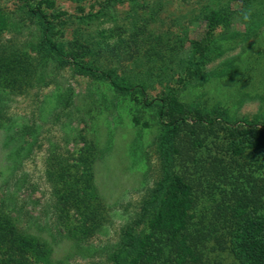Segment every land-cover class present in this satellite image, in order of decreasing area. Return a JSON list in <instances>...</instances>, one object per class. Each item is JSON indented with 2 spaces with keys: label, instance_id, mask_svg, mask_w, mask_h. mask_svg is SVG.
Listing matches in <instances>:
<instances>
[{
  "label": "rangeland",
  "instance_id": "rangeland-1",
  "mask_svg": "<svg viewBox=\"0 0 264 264\" xmlns=\"http://www.w3.org/2000/svg\"><path fill=\"white\" fill-rule=\"evenodd\" d=\"M2 217L0 264H258L264 0H0Z\"/></svg>",
  "mask_w": 264,
  "mask_h": 264
},
{
  "label": "trees",
  "instance_id": "trees-1",
  "mask_svg": "<svg viewBox=\"0 0 264 264\" xmlns=\"http://www.w3.org/2000/svg\"><path fill=\"white\" fill-rule=\"evenodd\" d=\"M26 1L28 2L29 0H26ZM29 10H30V12H36V13H38L39 16L43 17V13L41 11H37V10L32 9V8H29ZM49 46H50L51 49H53L55 52H57V54L60 57L66 59V57H64V55L58 51V49L55 47V45H53L52 43H49ZM81 68L84 69V70H86V71H89V72H91L93 74H97V75H100L102 77H105L107 79H110L111 78L110 75H108L106 73L98 72V71H95L94 69H91V68H88V67H81ZM112 84H113V86L118 87L113 82H112ZM120 89L126 90V91L131 90L130 88H120ZM261 146H262V143H260V147ZM177 184L178 185H176V187H178L180 190H184V189L187 188L180 181H178ZM3 225H5V220L2 217V219H0V228ZM252 230H254V234L252 236L249 235V237L247 238V240L249 242H252L253 241V245L255 244L254 246L256 247L255 248V251L256 252L259 251L260 253H262L258 257V261H259L258 264H264V257L262 256L263 255V252H264V244H263V241H262V239H264V231L262 230V233H261L260 224H255V226H254V228H252ZM1 233H2L3 239L13 238L14 236L20 235V234H18L19 232L15 228H10L8 225L1 228ZM248 244L249 243H245V242L242 243V245H245L244 248L247 247ZM261 245H262V248H261Z\"/></svg>",
  "mask_w": 264,
  "mask_h": 264
}]
</instances>
